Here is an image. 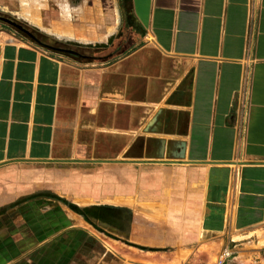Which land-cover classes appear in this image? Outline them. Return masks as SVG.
Returning a JSON list of instances; mask_svg holds the SVG:
<instances>
[{"label":"crops","instance_id":"crops-1","mask_svg":"<svg viewBox=\"0 0 264 264\" xmlns=\"http://www.w3.org/2000/svg\"><path fill=\"white\" fill-rule=\"evenodd\" d=\"M22 2L0 264H264V0Z\"/></svg>","mask_w":264,"mask_h":264},{"label":"rangeland","instance_id":"rangeland-1","mask_svg":"<svg viewBox=\"0 0 264 264\" xmlns=\"http://www.w3.org/2000/svg\"><path fill=\"white\" fill-rule=\"evenodd\" d=\"M33 7H35V5H33ZM33 7L30 5L29 2L24 3V2H22V0H0V16L11 18V19L19 22L20 24L24 25L25 27H27L32 32L37 34L38 31L33 25H37L38 23H39V25H42L43 19L37 18L36 20L35 19L31 20L29 18L30 22L32 24L31 23L28 24L26 21H29V20L27 17H25V15H28V13H34V14H36V16H39V13L36 10L37 7H35V9ZM0 26L3 29L11 30V31L13 30V32H15L14 28L10 27L8 24L4 23L3 21H0ZM66 180L67 179L63 178L62 183L64 184ZM37 181H38L37 178L33 179L34 184H36ZM61 195L65 196V197H70L69 199H71V197H72L71 194L69 195L68 190L65 189L64 186L61 190ZM72 199H73V197H72Z\"/></svg>","mask_w":264,"mask_h":264},{"label":"flooded vegetation","instance_id":"flooded-vegetation-1","mask_svg":"<svg viewBox=\"0 0 264 264\" xmlns=\"http://www.w3.org/2000/svg\"><path fill=\"white\" fill-rule=\"evenodd\" d=\"M0 21H3L4 23L8 24L10 27L16 29L17 31H19V32H21L27 36L33 37L34 39L41 40V39H39V36L36 33L32 32L30 29H28L24 25L20 24L19 22L15 21L11 18L0 16Z\"/></svg>","mask_w":264,"mask_h":264},{"label":"built area","instance_id":"built-area-1","mask_svg":"<svg viewBox=\"0 0 264 264\" xmlns=\"http://www.w3.org/2000/svg\"><path fill=\"white\" fill-rule=\"evenodd\" d=\"M232 256V252L229 251V250H226L224 251L220 256H219V262L218 264H223L224 261L227 259V258H230Z\"/></svg>","mask_w":264,"mask_h":264}]
</instances>
